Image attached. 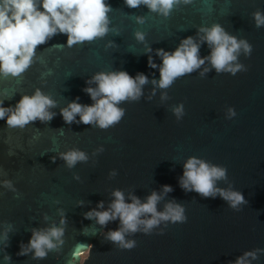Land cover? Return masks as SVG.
<instances>
[{"label": "water", "instance_id": "95a60500", "mask_svg": "<svg viewBox=\"0 0 264 264\" xmlns=\"http://www.w3.org/2000/svg\"><path fill=\"white\" fill-rule=\"evenodd\" d=\"M107 2L112 10L105 36L72 48L54 47L66 41L58 34L38 46L24 74L0 76L4 106H14L36 88L56 104L49 109L56 115L47 124L36 121L23 130L8 129L0 120V181L10 180L15 189L0 185V232L5 222L11 223L6 249L11 264H229L245 251L264 249V26L257 28L253 19V13H264V0H181L168 17L143 4L129 8L124 0ZM213 24L252 45L249 57L241 48L234 62L247 71L216 74L206 61L169 88H156L153 96L152 74L159 78V73L147 67L145 48L172 50L187 36L199 42L203 33L198 36L197 29ZM135 33L144 34L145 40L138 41ZM208 54V46L202 45L200 55ZM151 55L159 64L154 51ZM204 68L211 71L201 77ZM117 70L150 78L139 101L118 105L125 109L121 121L107 129L65 124L59 112L70 101L79 97L81 104L93 103L83 89L96 84L85 81L94 73ZM181 103L184 114L177 119L173 109ZM229 106L237 113L231 119L226 118ZM70 149L82 150L87 162L68 168L63 160L51 159ZM189 157L227 169L226 179L216 186L241 191L248 203L234 211L218 196L202 198L184 191L178 180ZM113 170L116 175L110 176ZM76 175L79 181L73 179ZM165 184L173 191L164 193ZM114 189L124 193L125 202L130 194L145 202L156 191L158 212L169 202L181 204L187 221L167 223L166 228L161 222L151 235L129 233L125 238L135 240L136 247L121 250L103 235L117 228L118 220L101 228L83 217L100 200L107 208ZM61 210L67 216L63 245L43 260L16 255L33 228L60 226ZM160 229L163 235L157 234ZM86 245L81 259L78 253ZM2 249L0 244V264ZM251 264H264V254Z\"/></svg>", "mask_w": 264, "mask_h": 264}, {"label": "clouds", "instance_id": "9594fccd", "mask_svg": "<svg viewBox=\"0 0 264 264\" xmlns=\"http://www.w3.org/2000/svg\"><path fill=\"white\" fill-rule=\"evenodd\" d=\"M189 4L192 0H182ZM129 8H137L141 4L150 11L168 17L173 8L181 3V0H124ZM112 10L107 0H0V76L19 77L24 74L33 64L37 56V48L45 45L56 35H65L66 41L63 45L54 47H68L73 45L92 42L97 38L105 36L109 31L108 13ZM255 26H264V13H253ZM138 22L143 19L138 17ZM199 42L193 36L182 38L172 50L164 48L153 49L151 46L145 48L144 55L147 56V67L158 71L159 78L152 74V95L156 88L167 89L175 80L192 74L200 69L206 61L214 68L216 74L227 73L235 76L238 72L247 71L241 64L234 63L241 48L246 56L252 53V45L246 40H238L230 35L222 25L213 24L211 27H200L197 35ZM138 41L143 42L145 36L135 33ZM202 45H207L209 54L200 55ZM155 52L156 63L151 53ZM211 71L204 68L200 76L204 77ZM149 75L137 72L134 76L125 70L94 73L85 84L95 83L96 87H85L83 91L93 102L91 104L79 103V97L70 101L66 108H62L59 115L67 125L73 123L96 126L107 129L118 124L125 115V109L118 107L124 101H139L143 96V86L149 83ZM166 98L162 95V99ZM151 99V96L148 98ZM55 101L45 95L40 88H36L31 95H21L14 106H4L0 100V120L5 122L8 129L19 128L40 121L47 124L56 115L49 109L55 107ZM177 119L184 114V104L173 109ZM237 115L234 107L227 109L228 119ZM79 116V120L76 117ZM100 151H103L101 148ZM59 158L63 160L68 168H74L78 162H87L88 157L79 149H70L58 153L51 159L53 162ZM115 176L113 170L109 173ZM227 169L209 165L196 157H189L183 165L182 175L178 180L179 186L186 192H196L202 198L215 199L217 196L224 200L228 207L234 211H240L241 206L248 203L241 191L233 189H222L216 186V182L226 179ZM76 181L79 175L73 176ZM0 185L13 189L10 180L0 181ZM164 193L173 191L171 185H162ZM15 191V189H13ZM113 199L105 208V203L100 200L94 208L83 213L84 219L95 220L101 227L106 228L111 221H119L115 229H108L103 235L106 241L111 242L121 250H131L136 247L135 240H127L129 233L142 231L145 235H151L153 229L159 228L161 222L176 224L185 223L187 216L185 208L181 204L169 202L163 211L158 212L156 205L160 196L153 191L146 197L145 202L135 195H129L130 202H125L124 193L119 189L112 192ZM83 201H77V207H83ZM60 226L43 230L33 228L28 242L19 245L18 256H29L34 260H43L48 253L62 246L67 224V216L64 211L60 212ZM142 217H144L142 219ZM47 219V217H45ZM3 232H0V244H3V262L11 264V256L6 252L9 246V233L12 231L10 222H5ZM157 234L163 235L164 229ZM259 254H264V249H254L243 252L229 264H251L252 260L258 259ZM81 255H84L81 253Z\"/></svg>", "mask_w": 264, "mask_h": 264}, {"label": "bare ground", "instance_id": "6f19581e", "mask_svg": "<svg viewBox=\"0 0 264 264\" xmlns=\"http://www.w3.org/2000/svg\"><path fill=\"white\" fill-rule=\"evenodd\" d=\"M86 248H87V245H86V247L82 250V251H80L79 253H78V255L81 257V253H86Z\"/></svg>", "mask_w": 264, "mask_h": 264}, {"label": "rangeland", "instance_id": "374dc122", "mask_svg": "<svg viewBox=\"0 0 264 264\" xmlns=\"http://www.w3.org/2000/svg\"><path fill=\"white\" fill-rule=\"evenodd\" d=\"M86 256V253H84V255H81V259L84 258Z\"/></svg>", "mask_w": 264, "mask_h": 264}]
</instances>
